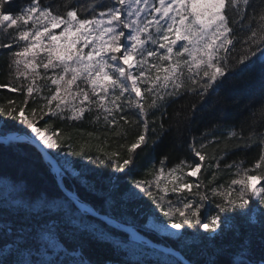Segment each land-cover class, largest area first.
Wrapping results in <instances>:
<instances>
[{"label":"snow or ice","instance_id":"6c2138e0","mask_svg":"<svg viewBox=\"0 0 264 264\" xmlns=\"http://www.w3.org/2000/svg\"><path fill=\"white\" fill-rule=\"evenodd\" d=\"M0 34V264H264V0H0Z\"/></svg>","mask_w":264,"mask_h":264},{"label":"trees","instance_id":"16d2710c","mask_svg":"<svg viewBox=\"0 0 264 264\" xmlns=\"http://www.w3.org/2000/svg\"><path fill=\"white\" fill-rule=\"evenodd\" d=\"M13 10H14V6H13ZM0 39H3L2 34H0ZM5 79H6V77L3 73V71L0 70V82H3ZM258 86H259L258 80H256V81H253L252 83H249L246 86L232 89L229 94L230 95H239L241 97V103L243 104V103L247 102L249 99L258 98ZM8 95L9 94L5 90H0V102H2L3 98L8 96ZM11 96L15 97L18 100L22 99V97L17 96V94H11ZM214 102L215 101H213V103ZM225 111L229 117H232L235 114L236 109L229 107ZM11 123H14V122H10V124ZM53 127H54V130L56 128L62 129L66 136L68 134H71L73 143H78L82 140L88 139L86 134L90 131H94L93 126L89 123V121L87 119L83 122H80V123H71V122H67V121L61 122L60 120H56L54 122ZM78 129L83 130V132H84L83 136L80 134L79 131H77ZM91 144L93 147L96 146V142L94 140L91 141ZM161 150L162 149L159 146L155 150H151L148 148L137 149L136 150V164L132 170V175H138L139 173L137 170L142 172L145 167H147L148 165H150L153 162L154 159L158 160ZM237 155H239V154H237ZM254 155H255V149H253L251 152L247 153L248 160H251L254 157ZM68 158L70 159V161L81 160L80 157H76V156H70ZM82 162L87 163L86 161H82ZM177 162H178L177 154L173 153L172 154V160L170 161L168 166L171 167L172 164L177 163ZM91 167H95V166L93 165ZM9 171H11V170H9ZM90 175L91 174H89V176ZM225 178H228V177L226 176ZM192 179H195V178H192ZM65 183L68 185V188H70V189H76L77 188V183L74 181V179L73 180H67V181H65ZM9 198H10L9 193L4 191L3 184L0 183V207L5 206V205H3V202ZM86 202H88L91 206H94L95 210H99L100 212H104V209L100 208V206L96 202V198L94 196L90 195ZM189 231H191V230H189ZM174 239H175L174 237L165 238V236H158L156 234V238L154 240L160 241L163 243H168L171 245L170 242ZM123 247L128 250L127 259L132 260V261H140L141 264H143L144 261H152L153 264H155V262H157V261L162 262V261L169 259V256H165V255L161 254L160 252L153 251V250H145L144 247L134 245L131 243L123 245ZM178 249L184 254L183 246H180V248H178ZM185 256L187 257V255H185ZM117 259H120V257L117 256Z\"/></svg>","mask_w":264,"mask_h":264},{"label":"water","instance_id":"95a60500","mask_svg":"<svg viewBox=\"0 0 264 264\" xmlns=\"http://www.w3.org/2000/svg\"><path fill=\"white\" fill-rule=\"evenodd\" d=\"M53 175H55L53 173ZM71 190V189H69ZM86 204L88 206H91L88 202H86ZM95 210V209H94ZM100 213V212H99ZM104 213H100L99 216H97V218L99 219H105V217H103ZM130 241H133V242H139V243H143L144 244V241H143V238L141 237H137L135 235L132 236L131 240ZM147 246L150 247V248H154V249H157V250H160L164 253H169V254H172V255H176V257H181L183 259H186L179 250L171 247L170 245H163V244H160L158 242H155L152 240V242H148L147 243ZM171 248V249H170Z\"/></svg>","mask_w":264,"mask_h":264},{"label":"rangeland","instance_id":"374dc122","mask_svg":"<svg viewBox=\"0 0 264 264\" xmlns=\"http://www.w3.org/2000/svg\"><path fill=\"white\" fill-rule=\"evenodd\" d=\"M69 159V158H68ZM70 160V159H69ZM173 231H175V230H173ZM158 234H160V235H164L163 233H158Z\"/></svg>","mask_w":264,"mask_h":264}]
</instances>
